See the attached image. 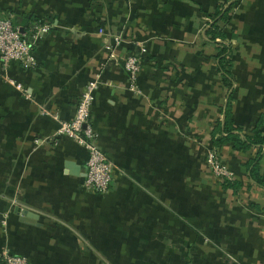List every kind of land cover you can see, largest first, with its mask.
<instances>
[{
  "label": "crops",
  "instance_id": "0c3cea01",
  "mask_svg": "<svg viewBox=\"0 0 264 264\" xmlns=\"http://www.w3.org/2000/svg\"><path fill=\"white\" fill-rule=\"evenodd\" d=\"M229 5L218 24L226 38L212 40ZM0 15L36 59L0 60V252L31 264H178L184 251L191 264H264V186L247 166L258 148L219 145L236 192L206 163L226 117L241 137L258 123L264 135V0H0ZM128 54L140 57L138 94L127 88ZM91 79L96 144L113 165L105 193L84 185L87 151L56 135ZM260 153L264 184V145Z\"/></svg>",
  "mask_w": 264,
  "mask_h": 264
},
{
  "label": "built area",
  "instance_id": "2783aa9c",
  "mask_svg": "<svg viewBox=\"0 0 264 264\" xmlns=\"http://www.w3.org/2000/svg\"><path fill=\"white\" fill-rule=\"evenodd\" d=\"M49 27L48 24L35 25L33 37L38 38ZM99 32L103 33V29H99ZM122 40L120 34L110 35L104 44L105 50L111 54ZM141 50L144 52V48ZM0 60L4 64L12 61L19 62L23 68L36 66V59L25 33L21 32L9 17L2 15H0ZM140 62V57L135 54H128L122 59L127 88L137 94L141 92L138 85ZM5 80L17 90L25 93L22 85L11 77L5 76ZM99 85L98 79H91L85 84L73 117L70 120L59 121L56 135L75 140L87 151L84 185L94 192L105 193L110 188L113 165L96 144V132L91 124V107ZM38 141L36 139V142ZM206 163L210 173L218 180H234L233 171L221 160L219 146L210 145L208 147ZM0 259L4 264H31L26 257L6 251L0 252Z\"/></svg>",
  "mask_w": 264,
  "mask_h": 264
},
{
  "label": "trees",
  "instance_id": "16d2710c",
  "mask_svg": "<svg viewBox=\"0 0 264 264\" xmlns=\"http://www.w3.org/2000/svg\"><path fill=\"white\" fill-rule=\"evenodd\" d=\"M231 8V5H229L227 8H225L222 11V14L220 17L214 22L208 29V33L210 34V37L212 40L215 39V37L219 36L222 39L226 38V34L223 31V28L219 27V22L221 25H224L228 21V12ZM221 13V10L216 11V16L217 17ZM229 50V45L222 44V47L219 51V55L222 54L220 61H219V66L222 70V75L224 77V80L226 81L227 85H230V80H229V66L228 62L226 59V52ZM257 126H259V123L256 125V129L254 130L253 136H242L239 135L236 132H233L232 130L234 128L230 127L229 122L227 121V117L224 122V131L225 134H221L216 138L212 139V142L210 145L214 146H219L223 144L226 141H231L233 143V148L236 150H246L247 148H250L251 146H255L258 148V152L248 161L247 166L250 167V177L251 179L256 182V184L260 186H264L262 177L259 174L258 171V160L260 158V150L261 146L264 145V135L261 134V132L257 129ZM221 186L223 188H229L232 191L236 192L240 188V182L238 181H228V180H219ZM179 261L178 264H191L193 260L195 259L193 256L190 255V252L184 251L183 253L180 252V255L178 257ZM193 259V260H192Z\"/></svg>",
  "mask_w": 264,
  "mask_h": 264
}]
</instances>
